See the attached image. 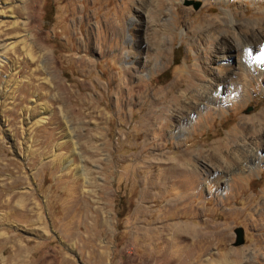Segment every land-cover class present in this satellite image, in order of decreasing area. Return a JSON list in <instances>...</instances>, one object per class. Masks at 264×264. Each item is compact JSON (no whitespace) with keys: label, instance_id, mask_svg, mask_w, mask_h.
<instances>
[{"label":"rangeland","instance_id":"rangeland-1","mask_svg":"<svg viewBox=\"0 0 264 264\" xmlns=\"http://www.w3.org/2000/svg\"><path fill=\"white\" fill-rule=\"evenodd\" d=\"M139 2L0 0V264H264V0Z\"/></svg>","mask_w":264,"mask_h":264},{"label":"bare ground","instance_id":"bare-ground-1","mask_svg":"<svg viewBox=\"0 0 264 264\" xmlns=\"http://www.w3.org/2000/svg\"><path fill=\"white\" fill-rule=\"evenodd\" d=\"M153 0H140V8H142V9H144V10H146V7L149 5V3H151ZM156 5V4H155ZM159 11V10H158ZM133 21V20H132ZM134 22H136V24H137V21H134ZM133 22V23H134ZM18 25V24H17ZM134 26V25H133ZM211 33V32H210ZM201 34V33H200ZM201 37V36H200ZM241 42L239 41V43H238V46L237 47H239V49L240 48H244L245 46H246V44L244 45V44H240ZM24 47L25 48H27L28 47V45H24ZM221 47V50L222 51H224V52H227V51H233L234 49H236V46H234V45H227V46H223V45H221L220 46ZM213 49V48H212ZM216 49H218L217 47H216ZM215 51V50H214ZM221 51V52H222ZM249 51V50H248ZM224 55H226V54H224ZM217 56V55H216ZM219 57V56H218ZM214 58V57H213ZM46 60H47V55L45 54L44 55V57L42 58V69H43V71H48V67H47V65H46ZM49 61V60H48ZM4 67V66H3ZM3 69V68H2ZM41 69V68H40ZM42 69H41V71H42ZM38 72V71H37ZM49 73V72H48ZM46 74H47V72H46ZM50 74V73H49ZM51 78H52V76H51ZM54 78V77H53ZM52 78V79H53ZM51 79V82L53 81ZM46 83V82H45ZM51 86H53V84L51 85ZM16 87V86H15ZM17 90V89H16ZM57 93V92H56ZM68 93V92H67ZM40 95V94H39ZM44 95H42V97H43ZM48 96V94L46 95V97ZM187 98H190L191 100H190V102H187V107H185V106H178L177 108H178V110H175L174 111V113L172 114L173 116H176L177 118H178V121H184V112H186L187 110H189V109H191L192 107H194V109H198L200 106H202V105H206V103L204 104V102H202V103H200L199 101H198V99L199 98H202L203 96L200 94V93H198V94H192L191 96H186ZM213 98V97H212ZM210 96L207 98V100L208 101H210L211 99H212ZM40 98H37L36 100H35V102H36V104L34 105V106H32V108H35V109H37L39 106H40V103H37V101L39 100ZM201 100V99H200ZM205 100H206V98H205ZM159 102V101H158ZM31 108V109H32ZM43 109L44 110H47V108L45 107H43ZM165 108H163V110H164ZM169 110V109H168ZM183 115V116H182ZM167 116V115H166ZM170 121V120H169ZM211 151H213V150H211ZM209 154H211V155H215V156H217V157H221V158H223L224 157V155H231V154H233V151H232V149L231 148H227V146L226 147H224L223 149H219V150H217V151H215V152H212V153H210V152H208ZM214 156V157H215ZM233 156V155H232ZM220 157H219V159H220ZM226 157V156H225ZM237 157V156H236ZM228 158V157H227ZM231 158V157H230ZM221 160V159H220ZM229 160V159H228ZM225 161V160H224ZM230 162V161H229ZM220 163H222V162H220ZM222 164H224V163H222ZM226 164V163H225ZM234 163H232V165H233ZM227 165V164H226ZM233 262H230V261H223V262H220L219 264H232Z\"/></svg>","mask_w":264,"mask_h":264},{"label":"water","instance_id":"water-1","mask_svg":"<svg viewBox=\"0 0 264 264\" xmlns=\"http://www.w3.org/2000/svg\"><path fill=\"white\" fill-rule=\"evenodd\" d=\"M196 8L199 7V3H196ZM235 233H236V240L234 242V245L238 246L244 243L245 241V237H244V229L243 227H237L235 229Z\"/></svg>","mask_w":264,"mask_h":264}]
</instances>
